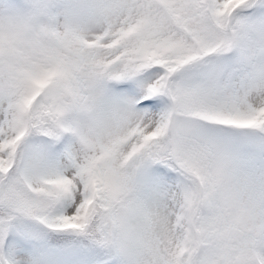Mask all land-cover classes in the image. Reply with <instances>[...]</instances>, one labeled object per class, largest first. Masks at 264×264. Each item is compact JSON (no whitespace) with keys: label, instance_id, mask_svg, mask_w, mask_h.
Segmentation results:
<instances>
[{"label":"snow or ice","instance_id":"6c2138e0","mask_svg":"<svg viewBox=\"0 0 264 264\" xmlns=\"http://www.w3.org/2000/svg\"><path fill=\"white\" fill-rule=\"evenodd\" d=\"M0 264H264V0H0Z\"/></svg>","mask_w":264,"mask_h":264}]
</instances>
